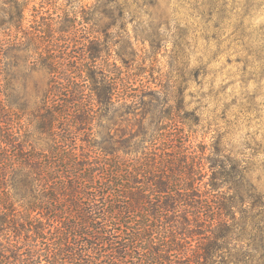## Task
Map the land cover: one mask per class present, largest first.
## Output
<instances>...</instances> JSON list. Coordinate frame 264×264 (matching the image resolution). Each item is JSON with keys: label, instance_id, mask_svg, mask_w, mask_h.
Returning <instances> with one entry per match:
<instances>
[{"label": "trees", "instance_id": "obj_1", "mask_svg": "<svg viewBox=\"0 0 264 264\" xmlns=\"http://www.w3.org/2000/svg\"><path fill=\"white\" fill-rule=\"evenodd\" d=\"M30 2L0 0V264H264V182L221 140L168 132L145 69L80 41L101 11L29 20Z\"/></svg>", "mask_w": 264, "mask_h": 264}, {"label": "rangeland", "instance_id": "obj_2", "mask_svg": "<svg viewBox=\"0 0 264 264\" xmlns=\"http://www.w3.org/2000/svg\"><path fill=\"white\" fill-rule=\"evenodd\" d=\"M98 4L31 0L27 17L50 20L68 17L69 11L75 19L71 5L101 11L93 13L100 25L83 31L80 41L94 35L113 43L111 61L129 62L133 74L145 69L142 79L160 90L170 114L168 132L186 127L192 146L221 140L241 159L251 182L262 187L264 0H109V13ZM48 77L45 71L29 77L30 100L44 95Z\"/></svg>", "mask_w": 264, "mask_h": 264}]
</instances>
